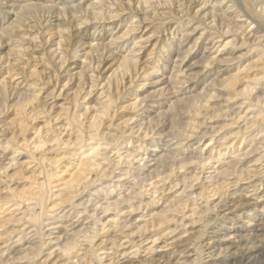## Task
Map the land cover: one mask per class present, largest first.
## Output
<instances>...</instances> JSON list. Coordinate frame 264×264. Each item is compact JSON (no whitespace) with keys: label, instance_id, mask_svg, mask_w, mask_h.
<instances>
[{"label":"bare ground","instance_id":"6f19581e","mask_svg":"<svg viewBox=\"0 0 264 264\" xmlns=\"http://www.w3.org/2000/svg\"><path fill=\"white\" fill-rule=\"evenodd\" d=\"M255 231L264 0H0V264H264Z\"/></svg>","mask_w":264,"mask_h":264},{"label":"rangeland","instance_id":"374dc122","mask_svg":"<svg viewBox=\"0 0 264 264\" xmlns=\"http://www.w3.org/2000/svg\"><path fill=\"white\" fill-rule=\"evenodd\" d=\"M213 3H214V1H211L209 4H210V6H212L213 5ZM195 5L196 4H194V7H195ZM229 5V4H228ZM222 8V7H221ZM223 8H225L226 9V6H224L223 5ZM219 9V8H218ZM237 20H239V19H237ZM194 23V22H193ZM192 23V24H193ZM191 38V37H190ZM207 40H204V42H206ZM203 42V43H204ZM132 43V41L130 42V44ZM203 43H200V45H198L197 46V48H199L198 49V51L197 52H200V50L202 49V51L200 52V54L199 55H197V56H190V58H191V60H190V58L186 61L187 63H188V65L190 66L191 64H192V67H190V69H186L187 71H188V73H190V74H193V73H195V71H199L200 69H201V67H202V62H200V63H197V62H199V61H202L204 58L202 57L204 54H207V51H206V48H205V45L203 44ZM203 47V48H202ZM209 47H211L210 45L208 46V48H207V50H209ZM33 49V48H32ZM34 50H38L37 52V54H35V55H39V51H40V48H37V49H34ZM246 49L245 48H236L235 49V52H232V53H228V54H226V55H224L225 57H229V58H231V59H233V57H236V56H239L240 58L239 59H233V61L232 62H230V63H227V64H223V65H219V64H217V65H214L215 66V68H214V66H212L211 67V69H216V70H214V71H212L211 73H206V70L205 71H201L202 73H200V75L199 76H197V78H194V80H193V82L192 83H194L195 81H198L199 79H201V78H203V77H206V79L205 80H210V78H212V77H216L217 75H218V77H219V74H222V72H227V71H225V70H230V68H232V67H235V66H241V69L243 68V67H245L246 65H251V66H255V63H253L252 62V59H255L256 57H254V52H250L249 54H246ZM29 54H30V50H29V52H28ZM30 56H31V54H30ZM190 60V61H189ZM193 64H194V66H193ZM72 66H74V64H71ZM218 67V68H217ZM40 69V68H39ZM219 70H221L220 71V73L219 74H217V73H215V72H217V71H219ZM254 70V69H253ZM237 71V70H236ZM215 73V74H214ZM228 74V73H227ZM247 79V78H246ZM208 82L209 81H205V83H202V84H200L199 86H200V89L202 88V87H205V86H207V84H208ZM191 83V82H190ZM148 88V87H147ZM199 89V90H200ZM139 94L140 95H145V94H147L146 93V91H145V89H141L140 91H139ZM172 95H168V94H165V96L164 97H161V98H164L163 100L164 101H167L165 98H169V97H171ZM61 100V101H60ZM219 101V100H218ZM58 103L57 104V106H59V104L61 103V102H63V97H59V99H56V101H55V103ZM150 107V106H149ZM150 109H155V107H150ZM128 116H129V113H128V111H126V110H124L123 112H119L118 113V115H117V117L115 118V120H116V123H118L120 120H122V119H125V118H128ZM119 118H121L120 120H119ZM37 125H41V123H37ZM175 141V140H174ZM174 141H172V142H174ZM203 141H205L204 139H203ZM184 143H187L186 141L184 142ZM202 145V144H201ZM54 154V153H53ZM52 154V155H53ZM55 155V154H54ZM178 188V187H177ZM173 190H175V189H173ZM171 191V193L172 192H174V191ZM175 194V193H174ZM143 212H147V209H144L143 210ZM77 214V213H76ZM140 213H134L132 216L135 218V217H137V220L138 221H136L135 222V224H139L141 221V219L140 218H138V215H139ZM8 227H10L9 226V224L8 225H5V227H4V229H8ZM136 228V227H135ZM190 229V231H191V229H193V227H190L189 228ZM197 229V228H196ZM128 232H130V230L128 231ZM255 233H257V234H261V236H260V239L261 240H264V231H255Z\"/></svg>","mask_w":264,"mask_h":264}]
</instances>
